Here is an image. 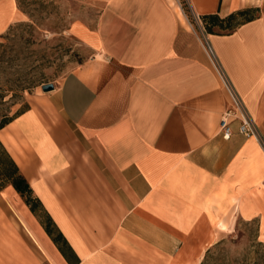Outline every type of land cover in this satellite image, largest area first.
I'll return each mask as SVG.
<instances>
[{"label":"crops","instance_id":"1","mask_svg":"<svg viewBox=\"0 0 264 264\" xmlns=\"http://www.w3.org/2000/svg\"><path fill=\"white\" fill-rule=\"evenodd\" d=\"M78 1L101 8L70 28L92 56L0 130L31 190L0 192V264H203L236 216L263 238L264 0ZM25 19L0 0V36ZM207 43L261 142L224 140Z\"/></svg>","mask_w":264,"mask_h":264},{"label":"rangeland","instance_id":"2","mask_svg":"<svg viewBox=\"0 0 264 264\" xmlns=\"http://www.w3.org/2000/svg\"><path fill=\"white\" fill-rule=\"evenodd\" d=\"M18 5L26 19L0 36V125L52 92H44L43 85L53 84L56 89L92 56L70 28L80 20L93 24L101 10L78 0H18ZM183 7L191 16L185 0ZM233 224L203 264H264V237L258 238V224L237 216Z\"/></svg>","mask_w":264,"mask_h":264},{"label":"trees","instance_id":"3","mask_svg":"<svg viewBox=\"0 0 264 264\" xmlns=\"http://www.w3.org/2000/svg\"><path fill=\"white\" fill-rule=\"evenodd\" d=\"M254 16L250 13V10L240 11L231 15L227 19H220L218 16H208L210 23H206V30L209 33H213V27L219 28L221 31L229 33L236 27L246 21L252 20ZM243 19L241 23L234 25L236 20ZM210 24V26H209ZM12 120L0 125V130L8 125ZM0 192H2L7 186H13L17 192L26 196L31 193L30 187L24 177L21 175L20 170L15 163L14 159L10 156L4 145L0 141ZM48 231L51 232L48 228ZM209 253V252H208Z\"/></svg>","mask_w":264,"mask_h":264},{"label":"built area","instance_id":"4","mask_svg":"<svg viewBox=\"0 0 264 264\" xmlns=\"http://www.w3.org/2000/svg\"><path fill=\"white\" fill-rule=\"evenodd\" d=\"M180 6L183 7L184 0H176ZM184 8V7H183ZM207 52L214 63L216 70L218 71L220 78L222 80L224 89L229 95L230 108L226 110L221 116L220 120V131L224 140H230L233 136V124L238 123V133L246 138L254 137L260 142L262 141V136L260 130L251 117L248 110L246 109L242 99L235 91L228 78L225 76L224 72L218 65L214 52L210 45L207 43Z\"/></svg>","mask_w":264,"mask_h":264},{"label":"water","instance_id":"5","mask_svg":"<svg viewBox=\"0 0 264 264\" xmlns=\"http://www.w3.org/2000/svg\"><path fill=\"white\" fill-rule=\"evenodd\" d=\"M42 89L44 92H50L55 90V86L53 84L43 85Z\"/></svg>","mask_w":264,"mask_h":264},{"label":"bare ground","instance_id":"6","mask_svg":"<svg viewBox=\"0 0 264 264\" xmlns=\"http://www.w3.org/2000/svg\"><path fill=\"white\" fill-rule=\"evenodd\" d=\"M179 11V10H178ZM180 14V13H179ZM183 19V18H182ZM183 21V20H182ZM185 22V21H184ZM186 23V22H185Z\"/></svg>","mask_w":264,"mask_h":264}]
</instances>
